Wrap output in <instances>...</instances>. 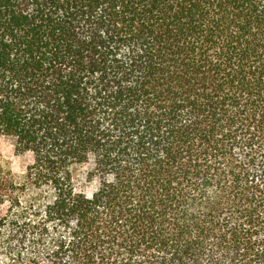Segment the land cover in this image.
Instances as JSON below:
<instances>
[{
	"label": "trees",
	"instance_id": "16d2710c",
	"mask_svg": "<svg viewBox=\"0 0 264 264\" xmlns=\"http://www.w3.org/2000/svg\"><path fill=\"white\" fill-rule=\"evenodd\" d=\"M0 135V264H264V0H0Z\"/></svg>",
	"mask_w": 264,
	"mask_h": 264
},
{
	"label": "rangeland",
	"instance_id": "374dc122",
	"mask_svg": "<svg viewBox=\"0 0 264 264\" xmlns=\"http://www.w3.org/2000/svg\"><path fill=\"white\" fill-rule=\"evenodd\" d=\"M32 160L33 158L30 153H17L14 141L0 135V170L10 172L16 180L21 181L26 174L27 167L32 163ZM84 170H86L85 167L77 170L78 188L83 187V182L85 180ZM88 190H90L89 186ZM3 210L4 208L1 209L0 213Z\"/></svg>",
	"mask_w": 264,
	"mask_h": 264
}]
</instances>
